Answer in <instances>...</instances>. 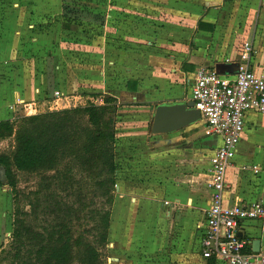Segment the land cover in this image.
<instances>
[{
    "label": "crops",
    "instance_id": "0c3cea01",
    "mask_svg": "<svg viewBox=\"0 0 264 264\" xmlns=\"http://www.w3.org/2000/svg\"><path fill=\"white\" fill-rule=\"evenodd\" d=\"M8 1L14 6L24 3ZM125 5L124 0H107L105 11L101 12L105 16L101 25L105 33L99 47L101 75L98 83L103 95L113 96L119 102L124 98L131 106L146 108L136 112L138 118L145 120L148 110L155 109L159 103L191 100L194 76L201 66L215 68L223 75H233L229 66L240 60L241 42L250 35L252 52L249 67L256 74H264V0H247L249 10L255 7L258 10L254 17L248 13L245 23L235 17L225 24L208 16H196L191 26L187 19L171 24L164 22L162 27L154 26L158 29L157 35L144 36L148 38L146 48L156 51L153 54L148 51L136 53L135 57H140L136 61L138 64L125 68L128 77L121 88L118 73L109 74V69L121 70L120 64L114 61L122 56V48L117 43L121 37L118 33L108 35V30L114 28L109 24L113 10L120 11ZM147 58L154 59L155 63H145ZM19 83L23 87L12 91L10 102L4 100L6 96L0 92V120L13 119L22 109L18 104L15 109H10V105L20 101L36 104L41 100L35 93L39 89L34 78L31 83L26 80ZM75 84L78 85L77 80ZM47 94L41 103L50 101ZM246 114L245 123L248 121ZM203 127L201 119L189 126L194 130V139L190 141L185 134L182 135L185 130L145 134L149 148H145L140 156L134 155L133 148L122 145V141L121 147H116L117 189L113 205L115 214L120 212L125 217L118 223L115 236L113 230H109V240H114L112 248H115L109 251L106 264H211L210 259L201 255L200 238L205 211L210 203L207 187L209 158L221 140L217 136L206 135ZM135 132L145 133L144 130ZM207 137L217 139V143L207 140ZM241 152L243 148L239 141L225 174V205L264 199V157L238 162L236 154ZM247 154L254 156L251 150ZM137 157H143L145 163H138ZM254 166L258 167L257 172ZM126 200H129L127 208L123 207ZM11 207L9 189L6 184H0V244L11 234ZM111 216L113 218L114 210ZM243 228V235L250 242L260 239L259 252L264 255V230L260 222L245 221ZM213 264L221 263L213 260Z\"/></svg>",
    "mask_w": 264,
    "mask_h": 264
},
{
    "label": "rangeland",
    "instance_id": "374dc122",
    "mask_svg": "<svg viewBox=\"0 0 264 264\" xmlns=\"http://www.w3.org/2000/svg\"><path fill=\"white\" fill-rule=\"evenodd\" d=\"M124 1L126 5L123 9L113 10L114 14L109 18V24L114 28L109 29V33L107 32L108 35L118 33L121 37L118 38L117 43L122 48V56L119 60H114L115 63L120 64L121 70L109 69L111 76L118 73L121 88L128 77L125 74L127 73L125 68L131 64H138L136 61L140 57L136 58V53L148 51L149 54H153L156 51L155 49V51H149L146 48L148 38L144 36L157 35L158 29L154 26L162 27L164 22L171 24L181 19H187L188 25L191 26L196 16H208L225 24H229L235 17L241 18L242 23H245L247 14H253L254 17L258 10L256 7L249 10L247 0ZM63 4H71L78 9L84 8L101 13L105 11L104 6L107 0H28L19 6H14L8 0H0V92L2 96H6L4 100L11 101L12 91L20 87L19 81L26 80L31 83L34 78L39 89V92L35 91V93L41 99L36 103L37 113L84 106L88 102L101 103L99 97L95 98L90 94L101 93V96H104L99 91L98 79L101 75L99 47L103 42L105 28L99 24L65 15L62 9ZM201 4L203 7L199 6ZM31 24L33 27L30 26ZM117 29L120 31H116ZM245 41L251 43V35L241 42V46ZM110 60L113 59L110 58ZM145 61L148 64L155 63L152 58H147ZM75 80L78 85L75 84ZM75 92L78 94H74ZM55 93L63 95L60 100L55 101ZM45 94L51 99L49 98V102L44 100L41 103L42 99H45ZM126 100L123 98V102L118 101L120 106L115 116L117 134L115 147H121L122 141V145L133 148L134 155L140 156L145 152V148L147 150L149 148L145 142V134H152L150 128L154 109L148 110V116L144 120L138 118L136 112L146 110V108L135 104L131 106L132 104L125 102ZM24 114L27 112L22 108L16 113L13 122L18 123L19 117ZM246 117L248 121L245 123L240 139L243 152L236 154L238 162L249 158L264 157V114L247 112ZM137 130H144L145 133H136ZM183 130L185 132L182 135L185 134L189 141L194 139L192 135L194 130L189 129V126ZM126 132L130 134H125ZM206 139L217 143V139L213 137ZM11 140L0 141V152H6L11 148ZM250 150L253 151L254 156H248L247 151ZM136 160L138 163H145L143 157H137ZM36 180L34 175L21 174L16 190L11 191L7 185L12 202L14 198L20 206L28 209L24 195L34 188ZM128 204L129 200H126L125 203L123 202V207L127 208ZM110 210L107 244L99 247L100 256L105 264L109 251L115 248V246L112 248L114 240H109V230L111 228L115 236L118 223L123 222L125 217V215L122 217L120 212L115 214L114 205ZM113 210L114 216L111 218ZM13 211L12 204L11 219H13ZM7 251H10V237H4L0 244L1 264L9 261H1ZM110 258L113 259V256Z\"/></svg>",
    "mask_w": 264,
    "mask_h": 264
},
{
    "label": "trees",
    "instance_id": "16d2710c",
    "mask_svg": "<svg viewBox=\"0 0 264 264\" xmlns=\"http://www.w3.org/2000/svg\"><path fill=\"white\" fill-rule=\"evenodd\" d=\"M62 9L89 23L102 25L105 20L102 13L71 4ZM90 95L101 103L24 114L18 123L0 120V141L12 139L11 148L0 152V184L14 191L19 175L37 178L24 195L28 209L13 198L10 251L2 262L105 264L99 247L107 244L114 202L120 103L110 95Z\"/></svg>",
    "mask_w": 264,
    "mask_h": 264
},
{
    "label": "built area",
    "instance_id": "2783aa9c",
    "mask_svg": "<svg viewBox=\"0 0 264 264\" xmlns=\"http://www.w3.org/2000/svg\"><path fill=\"white\" fill-rule=\"evenodd\" d=\"M252 45L242 44L238 70L233 75H223L215 68L201 66L197 69L191 87V100L200 112L206 135L220 138V145L209 158L210 203L202 224L200 251L205 259L221 264H263L264 255L251 250V242L243 235L245 221H258L264 230V199L251 203L225 205V174L237 151L245 125L247 111L264 114V74H256L249 67ZM63 95L55 93V101ZM101 101V100H100ZM27 114L37 113L33 102H17ZM258 171V167H253Z\"/></svg>",
    "mask_w": 264,
    "mask_h": 264
},
{
    "label": "water",
    "instance_id": "95a60500",
    "mask_svg": "<svg viewBox=\"0 0 264 264\" xmlns=\"http://www.w3.org/2000/svg\"><path fill=\"white\" fill-rule=\"evenodd\" d=\"M237 70V63L229 66L230 73H235ZM199 119L200 112L194 107L193 100L178 101L171 104L159 103L153 112L150 132L160 134L180 131L196 123ZM115 188L117 189V185ZM251 247L254 252H258L260 239H252Z\"/></svg>",
    "mask_w": 264,
    "mask_h": 264
}]
</instances>
